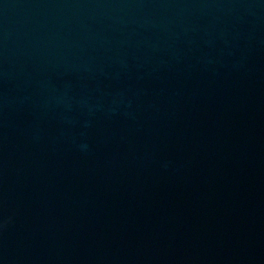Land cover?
Wrapping results in <instances>:
<instances>
[{
    "label": "water",
    "instance_id": "1",
    "mask_svg": "<svg viewBox=\"0 0 264 264\" xmlns=\"http://www.w3.org/2000/svg\"><path fill=\"white\" fill-rule=\"evenodd\" d=\"M0 264H264V0H0Z\"/></svg>",
    "mask_w": 264,
    "mask_h": 264
}]
</instances>
